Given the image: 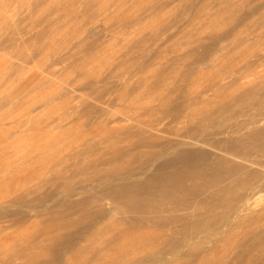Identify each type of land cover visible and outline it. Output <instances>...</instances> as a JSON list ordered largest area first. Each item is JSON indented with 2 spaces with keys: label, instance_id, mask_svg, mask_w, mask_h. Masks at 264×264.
I'll use <instances>...</instances> for the list:
<instances>
[{
  "label": "rangeland",
  "instance_id": "1",
  "mask_svg": "<svg viewBox=\"0 0 264 264\" xmlns=\"http://www.w3.org/2000/svg\"><path fill=\"white\" fill-rule=\"evenodd\" d=\"M0 10V264H129L166 241L194 252L192 264H258L264 193L248 186L264 188L252 177L264 164L189 137L214 127L205 142H227L240 121L244 134L264 130V0H0ZM185 149L206 158L181 160ZM219 157L217 180L206 163ZM166 160L198 193L186 208L173 206L185 192L166 202L159 187L157 217L98 196L126 176L150 180ZM218 192L226 206L210 212L202 201Z\"/></svg>",
  "mask_w": 264,
  "mask_h": 264
},
{
  "label": "bare ground",
  "instance_id": "2",
  "mask_svg": "<svg viewBox=\"0 0 264 264\" xmlns=\"http://www.w3.org/2000/svg\"><path fill=\"white\" fill-rule=\"evenodd\" d=\"M6 3V2H5ZM8 4V3H7ZM4 5V4H3ZM12 5V4H11ZM5 6V5H4ZM20 7V6H19ZM31 7V6H30ZM34 7V6H33ZM36 7V6H35ZM58 7V6H57ZM2 9V8H1ZM7 9V8H6ZM54 9V8H53ZM8 10V9H7ZM6 10V11H7ZM12 10V9H11ZM10 10V11H11ZM15 10V9H14ZM1 11V10H0ZM6 11H4V12H6ZM9 11V10H8ZM16 11V10H15ZM3 12V11H2ZM2 12H0V13H2ZM21 12V11H20ZM7 13V12H6ZM3 14V13H2ZM9 14V13H8ZM4 15V14H3ZM6 16H7V14H6ZM10 16H11V14H10ZM30 16V15H29ZM45 16H46V14H45ZM11 18V17H10ZM17 18V17H16ZM31 18V17H30ZM36 18V17H35ZM13 19V18H12ZM28 19V18H27ZM18 20V19H17ZM38 20V19H37ZM36 20V21H37ZM2 21V20H1ZM20 21V20H19ZM18 21V22H19ZM18 22L16 23V24H18ZM54 22V21H53ZM15 23V22H14ZM13 23V24H14ZM11 24V23H10ZM52 24V23H51ZM12 25V24H11ZM53 25V24H52ZM3 26V25H2ZM51 26V25H50ZM6 27V26H5ZM4 27V28H5ZM9 27V26H8ZM13 27V26H12ZM16 27V26H15ZM4 28H1V29H4ZM7 28V27H6ZM5 28V29H6ZM14 28V27H13ZM52 28V27H51ZM55 28V27H54ZM11 28H9L8 30H10ZM17 29V28H16ZM5 31V30H4ZM11 31V30H10ZM16 31V30H15ZM6 32H7V29H6ZM8 33V32H7ZM6 33V34H7ZM11 33H13V34H15L14 32H11ZM42 33V32H41ZM213 34H214V32H213ZM1 35V34H0ZM8 35V34H7ZM40 36H42V38L43 37H45V36H43L42 34H40ZM39 36V37H40ZM62 36V35H61ZM64 37V36H63ZM219 38L217 37V36H215V38H214V41H217ZM42 42H43V39H42ZM44 45H45V43H44ZM48 54V53H47ZM49 56V55H48ZM47 56V57H48ZM46 57V58H47ZM45 58V57H44ZM49 58V57H48ZM47 62V61H46ZM54 80V79H53ZM54 81H56V80H54ZM253 101V100H252ZM258 103H260V102H258ZM255 104H257L256 102H255ZM249 106V105H248ZM259 106V116H261V118L262 119H264V104H262L261 105V103L258 105ZM174 109V108H173ZM180 109V108H179ZM171 110V109H170ZM177 115V114H176ZM236 116V115H235ZM242 116V115H241ZM255 118V117H254ZM176 119V118H175ZM235 119H236V117H235ZM238 119H239V117H238ZM237 119V120H238ZM198 120V119H197ZM200 120V119H199ZM234 120V119H233ZM236 120V121H237ZM260 120V119H259ZM232 121V120H231ZM243 121V120H242ZM233 122V121H232ZM233 123H235L233 126H232V129H233V131L231 132V135L233 134V138L231 139V140H229V141H227V142H222L221 140H217L216 142H205V141H209V140H207V137L206 136H208V135H210V137H212L213 138V136H218L219 134H220V132L221 131H218L216 128H214L213 127V130H211V132H208V131H205V130H203V131H201V132H199V135L198 136H196V137H189L190 139H192V141L193 142H198V143H207V144H210V145H212L213 147H216V148H218L219 150H225L226 152H228V155H230V156H232V157H234V158H238V159H240V160H242V161H244L245 163H249V164H254V165H256V166H259V167H262V164H264V161H262V160H264V130H261L260 129V131H256V130H253V131H255V132H252L251 130V132L250 133H242V130L243 129H245V123H243V122H233ZM248 123H250V122H248ZM261 123V122H260ZM204 124V123H203ZM247 124V123H246ZM251 124V123H250ZM257 124V123H256ZM225 125H227V127H228V122H226V124ZM253 125V124H252ZM255 125V124H254ZM256 126V125H255ZM204 127V126H203ZM248 127V126H247ZM212 128V127H211ZM229 128H231V127H229ZM201 129H204V128H201ZM200 129V130H201ZM209 129V128H208ZM241 133H242V135H241ZM212 134V135H211ZM208 138H209V136H208ZM231 138V137H230ZM213 140V139H212ZM224 141V140H223ZM178 143V142H177ZM182 143V142H181ZM178 146H179V143L177 144ZM176 145V147H178ZM182 146H184V144L182 145ZM175 147V146H174ZM173 147V148H174ZM176 147H175V149H176ZM172 148V147H171ZM169 150V149H168ZM183 150H184V148H183ZM182 150V151H183ZM187 150H189V149H187ZM181 151V153H179V154H182V157H180V156H178V157H180V159L181 158H185V161L187 160L186 159V157L189 159L190 157H199V156H201L200 158L202 159V157L204 156L203 155V152H200V151H188V152H186V149H185V152L183 151L182 152ZM167 152V151H166ZM172 152V151H171ZM203 155V156H202ZM192 157V158H193ZM204 159L206 158V156H204L203 157ZM159 159L160 158H158V161H159ZM203 159V162L205 161ZM154 160V159H153ZM161 160V159H160ZM172 160V159H171ZM182 160V159H181ZM190 160V159H189ZM188 160V161H189ZM200 160V159H199ZM208 160V159H207ZM198 161V160H197ZM197 161H193L194 162V165H195V163L197 162ZM209 162H210V160H208ZM214 161H216L215 163L212 161V163H206L207 164V168L206 167H203V169H202V172H203V170L206 168L207 170H211L210 172L212 173V174H210V175H212V176H214V178H216L217 180H219V178H221V176L222 177H224V174L222 173L221 175H220V173H221V171L223 172V168H222V165L223 164H225V162H224V158H222V157H219V158H217V159H215ZM171 163H172V161H171ZM214 163V164H213ZM174 163H172V165H173ZM197 165H198V163H196ZM158 165V164H157ZM168 165H171L170 164V162L168 161V160H166V161H164V162H162L161 163V165L159 166V167H156L157 169H158V171L156 172V174H155V176H153L150 180H146V181H144L143 183H138L137 181L136 182H131V180L129 179V176H126L128 179L127 180H123V182L122 183H120V182H116L117 183V185L116 184H113L112 183V186H111V188L110 189H108V190H103L102 192H101V195L99 194L98 196L100 197H103L102 195H104V196H107L108 198H112V200L114 199L115 201H117L118 203L116 204V202L114 203L113 202V204H115L116 205V207L117 208H119L120 206H121V208H119V209H121L122 210V208H123V206L127 209V211L128 210H130L133 214L134 213H136L137 215L138 214H141V216L144 214L145 215V213H149V214H146V215H151V216H153V215H155L154 213H156V215H157V213H162L163 214V212H164V209H163V207L162 206H159L158 205V203L160 204V203H162L161 201H162V199H161V196H162V198H164L165 200L166 199H169V197L171 196V195H173L174 193H177V192H180V191H182V192H185V196H189V198L190 199H178V200H176V201H174V207H175V210H180V209H183V208H186V203L187 204H189V205H191L192 203H194L193 201L195 200L193 197L195 196V195H197L196 194V190H195V188H190L189 186L188 187H186L185 188V186H187V185H184L183 183L186 181L185 179V181H182L183 179L182 178H179L178 179V177H183V178H185L186 177V172L184 171V172H182V171H174L173 170V172H171V174L169 175V174H167L169 171H167V173L165 172V170L164 169H168L169 168V166ZM190 165H193V164H191L190 163ZM197 165H195V167L197 166ZM205 164H203V166H204ZM167 166V167H166ZM166 167V168H165ZM174 167V166H173ZM164 168V169H163ZM190 168H194L193 166L192 167H190ZM198 169H199V167H197ZM200 168H202V167H200ZM156 169V170H157ZM163 169V170H162ZM170 169V168H169ZM196 171V173H197V169H195ZM206 170V171H207ZM143 171V170H142ZM164 171V172H163ZM199 171V170H198ZM261 171V170H260ZM131 172V171H130ZM133 172V171H132ZM131 172V175L133 176V173ZM143 172H145V171H143ZM142 172V173H143ZM161 172H163V173H166L167 174V176H166V174H163V173H161ZM200 172V171H199ZM204 172H205V170H204ZM209 171H208V173H210ZM128 173H129V171H128ZM206 173V172H205ZM145 174H146V172H145ZM200 174V173H199ZM197 175H198V173H197ZM202 175H203V173H202ZM201 175V176H202ZM126 177H124V179H126ZM252 177L253 178H259L260 180H262V178H264V173H262V172H255V173H253V175H252ZM187 178V177H186ZM189 178V177H188ZM111 180H112V178H110ZM122 179H123V177H122ZM191 179V178H190ZM222 179V178H221ZM111 180H110V182H111ZM179 180H181V181H179ZM114 181H116V180H114ZM119 181V180H118ZM122 181V180H121ZM128 181H130V182H128ZM120 183V184H119ZM156 187H159V188H161V190H162V195L161 196H156V194L157 193H155L156 192V190H155V188ZM191 187H193V186H191ZM248 188L249 189H251V190H253V191H255L256 192V194H262V193H264V188H262L261 186H260V181H259V185L258 184H256V181L255 182H253V183H250L249 184V186H248ZM155 190V191H154ZM159 190H157V192H158ZM200 192V191H199ZM155 193V194H154ZM188 194V195H187ZM206 194H208V193H206ZM158 195V194H157ZM203 195H205V193L203 194ZM97 196V197H98ZM202 196V195H201ZM97 197H94V199L95 198H97ZM205 197V199L202 201V203H203V206H208L209 207V209H208V211L210 210V212H213V211H215L217 208H220L221 209V206L222 207H225L226 206V202H224V199H222V197H221V195L219 194V192L217 193V194H212L211 196H209V194L207 195V196H204ZM203 197V198H204ZM119 198H121L120 200H118ZM202 198V199H203ZM93 199V198H92ZM93 199V200H94ZM102 199V198H101ZM105 199H107V198H105ZM163 199V202H165V200ZM175 199V198H174ZM197 199V198H196ZM198 200H200V199H197V201L196 202H200V201H198ZM89 201H91V200H89ZM88 201V202H89ZM168 201H170V200H168ZM166 202H167V200H166ZM171 202V201H170ZM169 202V203H170ZM248 201H244V203H247ZM227 203H228V201H227ZM120 204V205H119ZM166 204V206H167V203H165ZM165 204H164V207H165ZM196 204V203H195ZM162 205V204H161ZM194 205V204H193ZM192 205V206H193ZM200 205V203L197 205V206H199ZM228 205V204H227ZM230 205V204H229ZM196 206V207H197ZM195 207V208H196ZM201 207H202V204H201ZM207 207V208H208ZM116 208V209H117ZM124 208V210H126ZM168 208V207H167ZM190 209V208H189ZM199 209V208H198ZM228 209H229V211L230 212H233V211H237L239 208L237 207V206H234V205H231V206H229L228 207ZM124 210H123V212H124ZM167 210V212H169L168 211V209H166ZM174 210V211H175ZM195 210V209H194ZM200 210V209H199ZM205 210V209H204ZM98 212V211H97ZM152 212V213H151ZM206 212V211H205ZM93 213V212H92ZM96 213V212H95ZM151 213V214H150ZM208 213V212H207ZM129 214H131V213H129ZM135 215V214H134ZM143 215V216H144ZM155 215V217H157ZM159 215V214H158ZM161 215V214H160ZM165 215H167V213H165ZM165 215H161V216H165ZM206 215V214H205ZM139 216V215H138ZM138 216H136V218L134 219V223L137 225H139V224H141L140 222H142L143 220H139L138 218ZM151 216H147L148 218L149 217H151ZM134 217V216H133ZM138 217V218H137ZM155 217H153V218H155ZM160 219H161V217L160 216H158ZM204 217H208V216H204ZM212 217V216H211ZM143 218H145V217H143ZM152 218V219H153ZM159 218H158V221H160L159 220ZM166 219H167V217H165ZM213 218V217H212ZM142 219V218H141ZM147 219V218H146ZM149 219H151V218H149ZM149 219H147V221L148 222H151L152 221V219L151 220H149ZM181 219V221L183 220L182 218H180ZM179 219V220H180ZM208 219V218H207ZM155 220V219H154ZM154 220H153V222H154ZM157 220V219H156ZM156 220H155V222H156ZM176 220V219H175ZM146 221V222H147ZM190 221V220H189ZM199 221V220H198ZM132 222V221H131ZM154 222V223H155ZM161 223H163L162 221H160ZM133 223V224H134ZM144 223V222H143ZM206 223V222H205ZM132 224V223H131ZM156 224H158V223H156ZM165 224V223H164ZM163 224V225H164ZM150 225H153V224H151L150 223ZM155 225V224H154ZM159 225V224H158ZM158 225H156V227H161L162 228V226H158ZM166 226V225H165ZM189 227V226H188ZM164 228V227H163ZM185 228V227H184ZM191 231H193V230H188V229H185V231L184 232H178V231H176L177 233H179V234H181V236H182V238H180V240H182V243H186V245L187 244H190V243H188L189 242V240L188 239H190L191 237H192V232ZM212 231V230H211ZM175 232V233H176ZM212 232H214V231H212ZM201 232H200V230L196 233V235L195 236H197L198 234H200ZM208 234H210V235H213L212 233H210V232H207V235ZM214 234H215V232H214ZM219 234V233H218ZM221 235V234H220ZM219 235V236H220ZM194 236V235H193ZM194 236V237H195ZM218 236V237H219ZM214 237H216V236H214ZM198 238V237H197ZM203 240H204V238H203ZM208 240V239H207ZM248 242H250V241H248ZM152 244V243H151ZM151 244H148L149 246H147L146 244H144L145 246H147L146 248H144L141 252L143 253H141L142 254V256H141V258H139V255H136V256H138V260H134V261H132V263L131 264H140V263H147V264H149V262H151V261H153V260H155V259H161V260H166L168 257L170 258L171 257V259H172V261H173V263L172 264H192V263H190L192 260H193V258H194V255L196 256V254L194 253V252H191V251H189V252H185L184 253V251H182L183 252V254L182 255H179L180 253H181V250L182 249H184L182 246H181V243H178V241H175V243L174 244H172L171 245V247L168 249L167 248V246H168V244H169V242H160V243H158V244H153V245H151ZM196 244V243H195ZM247 244V243H246ZM190 245H192V244H190ZM250 245H252V243L250 244ZM188 246V245H187ZM260 246L261 245H254V247H252V246H250V248H252V249H254V252H255V250L257 251V257L259 258V261H258V264H264V257H262L261 255H259V250H260ZM180 247H182L181 249H180ZM193 247V246H192ZM249 247L247 248L248 250L250 249ZM261 248H264V247H261ZM246 249V248H245ZM246 249V250H247ZM251 249V250H252ZM194 250V249H193ZM192 250V251H193ZM198 250V249H197ZM196 250V251H197ZM250 251V250H249ZM253 251V250H252ZM194 253V254H193ZM253 253V252H252ZM206 254H207V252H206ZM254 254V253H253ZM197 257V256H196ZM202 257V256H201ZM134 258V257H133ZM14 258H12V260H13ZM131 259V258H130ZM194 259H198V258H194ZM19 260V259H18ZM133 260V259H132ZM131 261V260H130ZM234 261H238V264H240V261H241V257L240 256H236L235 257V260ZM127 262H128V260H127ZM171 262V260L169 261V263L168 264H171L170 263ZM129 263V264H130ZM230 263H231V261H230ZM50 264V263H49ZM124 264H126V262L124 263ZM225 264H228V263H226L225 262ZM232 264V263H231Z\"/></svg>",
  "mask_w": 264,
  "mask_h": 264
}]
</instances>
